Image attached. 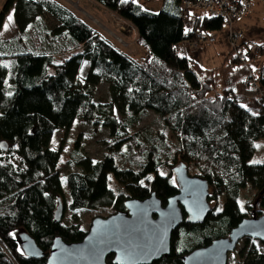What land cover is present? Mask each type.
<instances>
[{
  "label": "trees",
  "instance_id": "16d2710c",
  "mask_svg": "<svg viewBox=\"0 0 264 264\" xmlns=\"http://www.w3.org/2000/svg\"><path fill=\"white\" fill-rule=\"evenodd\" d=\"M94 1L135 27L145 60L117 49L57 0H6L0 11V32L10 13L15 22V35L0 40V264H48L57 236L69 243L86 236L80 212L126 211L127 199L153 193L165 205L178 193L174 169L182 163L209 182L217 207L202 224L184 221L173 233L171 254L151 264H184L192 250L264 213V159L254 161L264 140V41L255 64L261 92L244 106L238 97L250 88L249 73L233 51L213 69L174 51L198 33L223 30V19L194 12L187 24L182 0H163L157 13L139 0ZM45 17L56 24L49 26ZM100 84L109 94L98 101ZM151 112L163 124L157 137L164 141L168 131L176 138L170 157L140 128ZM77 120L106 128L112 146L100 160H77L80 170L63 179L61 153L51 141ZM247 187L256 192L252 208L239 202ZM59 200L73 223L64 216L56 221ZM24 233L44 257L25 254L19 238ZM244 241L249 248L239 252L237 264H264V242Z\"/></svg>",
  "mask_w": 264,
  "mask_h": 264
},
{
  "label": "water",
  "instance_id": "95a60500",
  "mask_svg": "<svg viewBox=\"0 0 264 264\" xmlns=\"http://www.w3.org/2000/svg\"><path fill=\"white\" fill-rule=\"evenodd\" d=\"M1 142L3 150L8 149ZM174 174L178 193L162 200L153 193L144 200L129 198L126 211L108 217H95L89 231L80 242L69 243L57 236L53 240L48 264H151L169 256L172 236L184 221L202 224L212 211L209 182L191 175L186 164L176 166ZM62 200L55 212L56 221H62ZM22 249L29 258H42L44 252L28 234L20 237ZM251 238L264 242V214L243 219L228 236L220 237L208 246L198 247L183 257L184 264H228L229 254L238 244Z\"/></svg>",
  "mask_w": 264,
  "mask_h": 264
},
{
  "label": "rangeland",
  "instance_id": "374dc122",
  "mask_svg": "<svg viewBox=\"0 0 264 264\" xmlns=\"http://www.w3.org/2000/svg\"><path fill=\"white\" fill-rule=\"evenodd\" d=\"M6 0H0V11ZM65 7L72 10L76 15L82 18L85 22L93 26L99 35L107 40L117 49L123 51L128 56L136 60H145L147 51L138 42V33L135 27L128 21L119 17L116 13L98 4L94 0H57ZM143 7L151 12L157 13L164 7L163 0H139ZM12 15L13 13H10ZM9 17V16H8ZM49 26H54L56 21L50 17L44 18ZM8 25L0 32V40L11 39L15 35L14 18L11 22L6 21ZM229 25H226L223 30L218 32L216 44L205 45L202 50L194 53L191 50L185 51L182 46L181 55H185L190 59L200 63L205 69H213L219 67L225 60V57L230 51H233V45L229 38ZM233 31H242L247 40L262 42L264 41V0H252L250 15L247 18L239 19L231 25ZM98 101L105 100L108 97V86L100 84L94 91ZM258 94L251 88L241 90L239 94V102L248 106L251 100ZM140 128L143 130L145 139L150 143L158 144L163 149L164 157H169L173 154L176 148V138L171 132H166L164 141L157 137V132L163 128L160 117L151 112L144 118ZM78 142V143H77ZM112 146L109 131L101 126H94L85 123L82 120H77L73 127L54 134L51 141V147L61 153L59 162V170L63 179L73 171H79L77 160L88 157L93 161L102 159L105 154L110 153ZM264 159V140L258 146V152L254 157V161L261 162ZM180 165V164H179ZM177 165V166H179ZM191 175H196L194 168H188ZM175 177V175H174ZM176 181V178H175ZM115 186V182H112ZM66 199L70 201V195L67 187H65ZM255 191L247 187L241 191L239 202L242 207L247 203L252 207L256 206ZM211 202V201H210ZM212 207L216 208L214 201L211 202ZM67 210V209H66ZM111 213L109 210L102 212H80L77 217L86 231H89L91 222L95 217H108ZM264 214V213H263ZM251 217V216H250ZM64 221L66 224L74 222L73 215L64 211ZM245 240V239H244ZM242 240L233 253L229 254L228 264H237L241 260L239 252L242 249L249 248V245Z\"/></svg>",
  "mask_w": 264,
  "mask_h": 264
},
{
  "label": "built area",
  "instance_id": "2783aa9c",
  "mask_svg": "<svg viewBox=\"0 0 264 264\" xmlns=\"http://www.w3.org/2000/svg\"><path fill=\"white\" fill-rule=\"evenodd\" d=\"M252 0H182V17L189 24L190 15L200 12L211 18H221L229 25V38L233 45V52L237 59L248 69V84L254 92H261L257 81L258 73L255 70L256 62L262 59L261 44L246 39L242 31H233L231 25L250 15ZM218 32L209 35L198 33L193 39H186L175 46L174 51L181 54L182 46L185 51L199 52L205 45L216 44Z\"/></svg>",
  "mask_w": 264,
  "mask_h": 264
},
{
  "label": "snow or ice",
  "instance_id": "6c2138e0",
  "mask_svg": "<svg viewBox=\"0 0 264 264\" xmlns=\"http://www.w3.org/2000/svg\"><path fill=\"white\" fill-rule=\"evenodd\" d=\"M7 19H8L9 22H11L12 19H13L12 15H9V17ZM4 27H5V29H7L8 25L5 24Z\"/></svg>",
  "mask_w": 264,
  "mask_h": 264
}]
</instances>
